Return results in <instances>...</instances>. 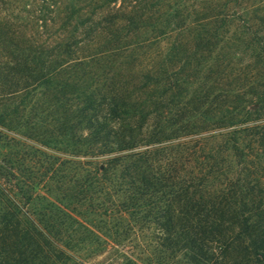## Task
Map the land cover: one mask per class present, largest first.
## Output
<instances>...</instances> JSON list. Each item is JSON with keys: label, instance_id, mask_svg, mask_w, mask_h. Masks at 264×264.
I'll use <instances>...</instances> for the list:
<instances>
[{"label": "trees", "instance_id": "16d2710c", "mask_svg": "<svg viewBox=\"0 0 264 264\" xmlns=\"http://www.w3.org/2000/svg\"><path fill=\"white\" fill-rule=\"evenodd\" d=\"M92 2L52 47L0 16V264H264V5Z\"/></svg>", "mask_w": 264, "mask_h": 264}, {"label": "rangeland", "instance_id": "374dc122", "mask_svg": "<svg viewBox=\"0 0 264 264\" xmlns=\"http://www.w3.org/2000/svg\"><path fill=\"white\" fill-rule=\"evenodd\" d=\"M93 1L95 2L92 3L100 4V0ZM260 1V6H263L264 0ZM86 2L89 0H75L73 4H70L69 0H0V16L7 30L11 34L14 33L15 40L20 45L32 48L52 47L64 45V35L69 30L77 25L80 29V21L89 15L87 11L89 7L82 8ZM193 3L194 0H163L161 12L164 14L178 10L182 12L183 5L188 6L189 10ZM119 4L120 1L117 2V5ZM261 13L264 15V10ZM261 28L264 30V24ZM83 36L79 35L78 39ZM88 43L91 42L87 41ZM139 247L141 246L137 239L132 241L127 255L135 261V264H147L145 259L148 251L144 253ZM149 264H166V262L153 257V261Z\"/></svg>", "mask_w": 264, "mask_h": 264}]
</instances>
